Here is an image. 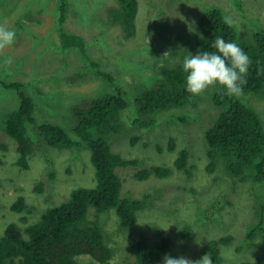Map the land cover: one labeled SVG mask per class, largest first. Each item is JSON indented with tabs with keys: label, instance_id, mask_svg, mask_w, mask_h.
<instances>
[{
	"label": "rangeland",
	"instance_id": "374dc122",
	"mask_svg": "<svg viewBox=\"0 0 264 264\" xmlns=\"http://www.w3.org/2000/svg\"><path fill=\"white\" fill-rule=\"evenodd\" d=\"M177 1L171 4V0L151 3L139 0L136 33L128 37L110 17V9H119L118 0H69L66 28L84 35L94 60L105 72L113 73L118 83L129 91L131 103L124 117L125 132L118 133L112 148L124 158L141 163L139 168H118L125 181L124 193L139 196L133 199L143 198L149 192L156 195L154 207L138 213V225L142 227L139 233L149 236L152 244L159 243L162 235L172 238L175 258L185 256L193 261L201 259V250L208 241L234 236L235 241L222 248L223 264H264V236L247 239L250 226L257 221L256 199H263L264 184H255L252 180L240 183L223 165L212 173L208 170L210 157L204 142L205 129L220 111L206 101L200 104V113L186 123L173 115L192 113V108L165 111L158 115L160 118L154 128L142 130L132 125L134 118H152L140 116L136 98L163 78L164 69L183 64L184 58L192 55L199 11L213 6L222 8L240 32H255L262 27L256 24L253 28L244 21L234 0ZM243 1L250 11L248 17L264 25V13L261 16L254 13L256 1L264 11V0ZM58 10V0H0V24L16 33L13 45L0 51V80L27 83L26 91L36 102L37 121L29 126V134L34 143L39 144L30 155L29 168L19 166V144L5 134L2 119L3 113L19 109L21 100L15 90L0 87V234L10 223H17L23 229L37 223L46 210L68 201L74 190L97 185L91 151L84 144L80 146L73 131V109L102 97L111 89L77 51L61 49ZM250 104L264 120V97H253ZM45 123L66 129L77 145L72 149L50 147L38 130V124ZM172 139L175 140L174 150H170ZM184 148L189 150L187 171H175L166 179L152 177L143 182L135 179L139 169L173 166ZM41 182L42 190L39 189ZM21 195L25 196L31 211L12 210ZM92 213L94 215V211ZM118 220L115 215L110 216L105 230L106 243L113 249L111 261L136 264L135 254L129 250L133 230L126 231L125 235L119 230ZM187 226L194 228L197 238L192 243L184 240L180 244L179 234ZM149 227L158 228L160 235L155 229H144ZM156 252L161 254L159 264H163L171 249L165 252L157 248ZM78 262L101 264L90 255L78 257Z\"/></svg>",
	"mask_w": 264,
	"mask_h": 264
},
{
	"label": "trees",
	"instance_id": "16d2710c",
	"mask_svg": "<svg viewBox=\"0 0 264 264\" xmlns=\"http://www.w3.org/2000/svg\"><path fill=\"white\" fill-rule=\"evenodd\" d=\"M152 1L148 0L149 3ZM176 2L178 1L171 0V4ZM234 2L235 8L244 15V21H248L253 28L256 24L264 27L260 22L251 19L253 17H248L250 11L242 4L246 1ZM58 3L57 30L61 49L77 51L86 63L92 64L96 75L111 89L102 97L80 106L76 105L73 109V131L81 142L80 146L84 144L91 151L97 185L94 188L81 187L74 190L68 201L46 210L37 223L24 229L17 223L8 224L4 233L0 234V264H80L78 257L82 255H90L101 264H114L111 261L113 249L105 240L107 221L112 215L119 219V230L125 235L126 231L133 230L130 232L129 250L135 254L136 264H159L161 254L156 252V249L161 248L165 252L171 249L170 255L174 256V240L162 235L159 243L152 244L149 236L139 233L142 227L138 225V213L152 209L156 195L149 192L143 198L133 199L139 196L124 193L125 181L118 168H139L141 163L137 159L124 158L112 148V142L118 133L125 132L124 117L131 103L129 91L118 83L113 73L105 72L94 60L89 52L86 37L66 28L70 14L69 0H58ZM118 4L119 9H110V17L122 27L128 37H133L136 33L139 0H118ZM215 7L199 11L192 55L200 51H215L211 49V44L216 36H222L228 42H236L252 60L243 94L231 97L226 95L224 90L216 88L209 89L201 96H194L186 90L188 73L183 71V64H180L172 69H164L163 78L156 80L152 87L136 98L140 116L150 115L152 118H134L132 125L142 130L154 128L160 118L158 115L165 111L192 108V113L173 115L176 120L178 118V121L186 123L190 121V117L200 113V104L207 101L220 111L219 116L205 129L204 142L210 157L208 170L212 173L219 165H223L229 175L240 183L252 180L255 184H264V120L250 104L253 97H264V28L260 27L255 32H240L237 25L229 27L223 23V18L228 16L222 8ZM254 7V13L260 16L264 13L258 1ZM252 33L254 35L250 38ZM23 82L0 80V87L15 90L21 100L19 109L3 113L2 124L5 134L19 144L18 165L28 169L30 155L39 144L36 145L29 134V126L37 124L36 102L26 91L27 83ZM38 130L52 148L72 149L77 145V141L60 125L38 124ZM132 144H135L134 140ZM174 149L175 140L172 139L170 150ZM188 165L189 150L184 148L179 151L173 166L139 169L135 179L143 182L152 177L170 178L175 171H187ZM42 186L41 182L39 189L42 190ZM220 203L221 200L217 202V207ZM12 210L17 213L31 211L25 196L17 198ZM112 210H115V213L111 212ZM91 216L94 218L91 219ZM256 218V223L249 228L248 240L258 235L264 236V196L262 200L258 197L256 199ZM144 229H155V233L159 235L161 232L158 228ZM179 237L180 244L184 240L192 243V240L197 238V233L192 226H187L180 232ZM234 241V236L210 240L204 245L201 254L209 253L213 264H223L225 258L222 248Z\"/></svg>",
	"mask_w": 264,
	"mask_h": 264
},
{
	"label": "clouds",
	"instance_id": "9594fccd",
	"mask_svg": "<svg viewBox=\"0 0 264 264\" xmlns=\"http://www.w3.org/2000/svg\"><path fill=\"white\" fill-rule=\"evenodd\" d=\"M223 23L231 27L234 21L224 17ZM15 38L14 30L0 24V51L13 45ZM211 49L215 51H200L184 58L183 71L188 73L186 90L194 96H201L209 89L219 88L228 96H241L252 63L250 56L236 42H228L222 36L215 37ZM163 264H213V260L209 253L196 261L185 256L165 255Z\"/></svg>",
	"mask_w": 264,
	"mask_h": 264
}]
</instances>
